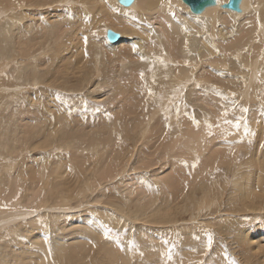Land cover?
Listing matches in <instances>:
<instances>
[{
  "label": "rangeland",
  "instance_id": "1",
  "mask_svg": "<svg viewBox=\"0 0 264 264\" xmlns=\"http://www.w3.org/2000/svg\"><path fill=\"white\" fill-rule=\"evenodd\" d=\"M168 1H162L163 6L159 10L145 12L136 9L132 12L134 16H125V24L117 29L126 34V43L113 50L108 49L105 43L101 45L98 38L92 36L95 27L92 8L79 13L74 11L76 4H93L97 6L94 13L98 17L104 2L72 0V7L68 11L74 13L75 18L69 19L62 7L67 0H0V4L7 7V12L0 14V256L9 246H16L18 260L26 264V259H22L20 253L29 239L28 235L31 236V227L37 228L36 233H40V238H37L39 243L42 241L41 233L46 231L53 245L72 250L89 245L93 237H102L95 222L103 218L113 222L116 220L113 217L124 221L117 227L110 225L121 232L127 229V235L122 239L126 241L135 236L139 243V237L147 242L149 234L158 232L145 217L154 207L172 202L168 194L169 199L166 200L168 182H164V176H175L179 183L187 186L191 181L189 176L193 175V171L198 172L205 155L209 153L211 143L222 142L221 129L214 127L213 135L207 136L203 124L207 115L209 122L215 125L220 104L226 103L215 95L205 94L212 87L225 94L236 93L238 104L252 109L248 121L253 135L244 137L243 126L233 130L235 134L229 136L228 141L233 142L234 155H229L224 143L226 148L222 146V154L231 162L235 158L234 163H237L255 148L258 153H264V137L261 140L255 137L260 123H264V116L256 111L259 103L256 92L262 89V85L256 83L255 79V73L260 71V78L264 80V36H261L257 25V16L260 25L264 24V10L257 11L250 7L238 18L226 15L221 17L222 21L202 18L198 24L179 18L178 15L182 14L176 8L170 9ZM85 15L89 18L87 22L84 21ZM184 26L190 30L189 34L182 31ZM85 36L88 37L87 59L84 57ZM185 40L188 41L187 52ZM91 43L98 44L90 49ZM132 44L138 46L136 52L132 51ZM141 56L145 58L143 61ZM153 56H163L167 67L159 63L153 66ZM185 60L190 67L185 66ZM253 64H256L257 71L251 70ZM149 67L154 68L155 83ZM141 71L148 87L157 96L163 95V100L148 98L147 91L141 88ZM245 82L251 91L245 90ZM181 83L186 85L184 102L188 107L180 114L179 121L177 118L168 120L171 127L166 129V122L158 118L160 110L172 95V89ZM195 84H200L201 88L197 89ZM145 99H148L147 111H144ZM185 111L201 122L200 129L193 126ZM154 113L152 124H149L148 120ZM239 115L241 113L237 109L230 113L229 118ZM148 126H152V129ZM58 127L59 131L53 135ZM142 130L145 134L140 137ZM187 137L192 140L189 151L198 152L195 156L186 153L184 156L181 150L183 146L180 143L184 139L189 141ZM242 138V143H234ZM256 139L260 141L258 146ZM44 141L46 147L41 148ZM172 142L174 145H170ZM93 145L104 147L100 153L101 165L110 161L112 153L113 158L117 155L116 159L119 160L116 161L122 163L118 162V168L115 167L119 169L115 172L116 176L107 180H93L94 157L86 155L88 158L85 161V153H76ZM215 154L217 152L213 156ZM57 155H60V160L78 158L86 164L82 163L80 171L83 172L79 177L70 174L72 177L58 182L49 178L47 188L57 190L46 195L44 186L36 179H40L41 171L45 169L46 173L53 171L50 167L57 163L50 165L48 160H52V157L57 160ZM197 158L199 163L194 169L185 167L189 162L191 166ZM216 169L217 166L211 171L213 174L209 173L203 179L207 185L203 186L204 189L209 188V184L213 186L221 175L230 181L231 175L225 171L226 166H219V171ZM118 175L120 179H116ZM17 181L20 182L17 191L20 193L19 199H16L17 193L12 195L7 192V187ZM31 193H38V197L28 203ZM195 194L197 199L201 197L199 191ZM42 198L45 200L38 201ZM4 205L9 207L4 208ZM21 209H35V214ZM226 210L224 205L217 212L202 210L201 216L191 211L182 212L173 224L156 226L158 241H171L174 229L176 234L182 229L204 230L209 223L224 219L221 217ZM242 214H238L237 218ZM23 216V220L17 221V217ZM258 219H255L256 224L264 218ZM229 254L238 264H245V257L241 258L237 251Z\"/></svg>",
  "mask_w": 264,
  "mask_h": 264
},
{
  "label": "bare ground",
  "instance_id": "2",
  "mask_svg": "<svg viewBox=\"0 0 264 264\" xmlns=\"http://www.w3.org/2000/svg\"><path fill=\"white\" fill-rule=\"evenodd\" d=\"M121 1L123 0H107V3H105V0H95L96 3H103V2L105 3L104 6H102L101 13L98 17L94 13L95 8L97 7L96 5L85 4L84 7H80V4H76V7H74V11L76 13H79L82 10H86L89 7L92 8V12H93L92 23L95 26L94 32L97 34L98 43H100L101 45L105 43V29L107 31H111L115 33L119 37V40L114 43H110V42L105 43L108 49L114 50L115 48L119 47L120 44L123 45L124 43H126V40L124 39V36H126V34L124 32H120L117 29V28L122 27V25L125 24V15H124L125 12L132 13L136 9L143 10L145 12H153L155 10L161 9L162 1H165V0H134V2L130 6L129 5L124 6L121 3ZM238 1H239V5H238L239 12H234L226 8L225 6L229 3L227 2V0H221L220 5L214 4L213 6L207 7L201 14H196V13L191 12L189 7L185 5L184 3H182L181 0H169L168 5L170 2L173 8H176L177 11L182 14V15L179 14L178 17L184 19L187 22L189 21L197 22V20H201L202 18H208L209 20L222 21L221 17H223L224 15L228 17H232V18H238L241 15H243L246 12V10H248L250 7L254 9L256 8L257 11L264 10V0H238ZM110 8H116L118 10L116 12H113L110 10ZM6 12H7L6 5L0 4V14L6 13ZM176 22L177 24H180L178 21ZM262 26H264V24ZM259 30H260V33L262 34L261 36H264V27H259ZM98 43H91L89 45V48L91 49L93 46L97 45ZM105 50L109 52V50L107 49ZM252 69L253 70L255 69V71H257L256 64L252 65L251 70ZM167 105H168V101H166L165 103V106ZM183 111H184V108L181 107L180 114ZM63 115L64 114H62V117ZM154 117H155V113L151 114L150 121L148 120L149 124L150 123L152 124ZM158 118L165 122L162 110H160V115ZM176 118L177 117H176L175 110H172L170 113L169 120L173 121ZM55 129H56V125H55ZM149 129H152V126H150ZM58 131H59V127L57 128V130L53 131L54 132L53 135H55ZM121 133L122 132H120V136L122 137ZM123 134L125 135V132ZM144 134H145V131L142 130L139 135L140 137H142L144 136ZM203 136L204 135H202V137ZM191 137L193 138V140L196 139L195 136H191ZM255 137L259 140H261L264 137V123L263 122L260 123L258 132L256 133ZM257 139H256V142H257L256 146H258V144L260 143V141H258ZM171 141H173V139H171ZM191 141H190V138H189V141L185 139L183 142L179 141V142H182L180 144L181 146H183L181 150L183 151L184 156H186L185 153L192 154L193 156H195L196 153H198L196 152V150L194 152H191V150L189 151V149L191 148V145H190ZM173 143L174 142H172L170 145H174ZM222 146L224 147L223 142L215 141V143H211L209 150H208L209 153L205 155L206 158L203 161L202 165L199 167L198 172L195 173V171L192 170L193 175L189 176L191 181L190 182L188 181L189 182V184L187 185L188 191H185L184 189L186 185L185 184L182 185V183H179L178 182L179 180H176L174 178L175 176L174 177L172 176L170 178L167 177L168 175L164 176V179H165L164 182H168L167 189L165 191L166 200H168L170 197L172 198L171 200L172 202L170 203L165 202L161 206L154 207L151 210V212L145 217V219L147 220L148 223L153 225L154 230L159 233V231H157L156 229V226H158L159 224H173L175 218L178 215H181L182 212L191 211V213L195 212L196 213L195 215H200L202 210L204 211L205 210L207 211L215 210L216 211L217 209H220V207L222 208V206L226 205L227 210L224 212L225 214L223 213L224 215L222 217L220 216L221 218H224V219L222 220L217 219L214 223L213 222L209 224L207 223L208 227L205 228L214 234L213 253L215 252L218 255L216 264H224L223 262H225V261L222 262L223 256L219 255V253L221 252V249L219 248L220 243H223L227 246L229 253H233L237 251L238 253H240L241 258L245 257V260L243 261L245 262V264H264V219L262 220L261 223L259 222L258 224L255 223L256 218L257 220H259L258 217L264 218L263 216L264 215V153L263 154L258 153V149L255 148L252 152L248 153L247 157L246 156L243 157L244 160L242 159L239 163H234V161L236 160L235 158L231 162L227 157H225L224 154H222L223 152ZM45 147H46V142L44 141V146H41V148H45ZM100 147L101 146L93 145L85 149H80L76 151V153L81 154V155L85 153L84 155L85 161H87L86 158L91 157V156L92 158L93 157L95 158V159L93 158V162H94L93 165L95 166V169L94 171H92L91 175H92L93 180L95 179L96 181H97V178H99L100 180H107V179L112 178V176H116L117 174L115 172L116 170H119V169H115V167L118 168V162H120V161H116V160H119V159H116L117 155L115 156V158H113L112 156L113 153H112L110 155L111 157L109 158L110 161L106 162V164L101 165L100 164V161H101L100 153L103 151L104 147L102 148ZM214 148H217V149L212 150ZM225 148L226 147H224L223 149ZM177 150H179V152L181 153L179 147ZM215 152H217V154L213 156ZM173 153L175 152H172V154ZM114 154H115V151H114ZM86 155H89V156L87 157ZM55 157L58 159L53 160V157H52V160L51 159L48 160L50 165L53 163L55 165V163H57L53 167L48 166L50 168H53V171H51L50 173H46L47 169H45L41 171L42 175L40 179H36V181L39 180L42 187L44 186L43 188L45 190L43 192H45L46 195H51L57 190L55 189L54 191L52 187L47 188V186L49 185L47 183V180L49 178H52L51 180L58 182L57 180H62L63 178L72 177L70 174L72 175L76 174L77 177H79L81 176L80 174L83 172V171H80L82 168V163L83 165L86 164L83 160L78 159V158L77 159L67 158L66 160H60L61 159L60 155H57ZM97 159H100V160H97ZM46 163L49 165L48 162ZM223 165L226 166L225 171L228 172L229 175H231L232 180L229 178L231 183L230 181H228L227 178H224L222 175L219 177L216 176L217 178L213 186H210L209 184V188L206 187L204 189L203 186H207V185L205 183V180L203 179L207 178L208 174L211 173L212 170L214 171L215 166L219 168V166H223ZM187 167L190 168V170L192 169L190 166V162ZM69 168H71V171H69ZM226 172H225V175H227ZM30 174L33 175L32 172H30ZM18 176L20 177V175ZM19 183L20 182L17 181L16 183L10 184L7 187V192L12 195L17 193L19 189V185H18ZM257 189H259V191H257ZM198 191L201 194V197L199 199H197V197L195 196L196 195L195 193ZM167 194L169 197L167 196ZM37 197H38V193H31V197L28 200L29 201L28 203H31L30 201L35 200ZM43 200L45 199L42 198V199H39L38 201H43ZM47 200H50V198H47ZM54 200L56 201V199ZM62 202H66V201L63 200ZM210 213L212 214V212ZM241 213L243 214L240 215L239 218H237L238 214H241ZM231 215H233L232 217H234V219L232 217L230 218ZM1 218H3V216ZM24 218L25 217L23 216L22 220ZM235 218L237 220H235ZM103 219H98L97 221H102L104 223H108L109 225H114L115 227H117L119 224L118 220H113L112 222V221L106 220L105 218ZM18 220L19 219H17V221ZM245 220L247 221V223H244ZM198 221H201V220H198ZM204 224L205 223L203 222V225ZM179 227L181 228V226ZM178 230L179 229L177 228V231ZM29 231L31 232V236L28 235L29 239L27 243L24 245L20 253V257L22 259H26L27 261L26 264H45L44 258H45L47 249L49 247H51L53 255H52V258L47 261V264H52L53 260L55 261V264H130V258L128 257V255L126 253L120 252L115 247L114 244H109L108 242H106V240H104L103 237L96 236L92 238V243L97 245L96 249H93L91 244L88 243L89 245L80 246L72 250L62 245H56V244L53 245V240H50V236L49 234H46V231L41 233L42 241L39 243L37 238H40L38 237L40 233H36L37 228L31 227ZM163 232H164V229H163ZM179 232H180L179 234H176L175 229H174L173 234L171 236V241L177 240L179 238L178 242L180 244V248L178 249V251L180 252V255H182L185 258V261H187L189 257L198 259L199 256L197 254L191 253L187 251V249L189 246L199 247L198 243L192 240L191 237L193 234L202 236L203 230L200 229L199 231H194V230H187V229L183 230L182 229V231H179ZM158 233L149 234L150 239H148L147 242H144V240H141L140 237L138 238L142 246L146 244H152V245H155V247L158 249V251L155 253L146 251V254L144 256L145 264H158L159 250H163L162 246L158 243V236H159ZM45 237L48 239V244L44 243ZM232 245H235V246L233 247ZM17 246L20 247L21 245L17 244ZM239 248H240V251H238ZM17 253L18 251H17L16 246H9L8 250L4 251L1 254L0 261H4L6 262V264H22L17 258V255H18ZM135 259H136V264H140V258L136 257Z\"/></svg>",
  "mask_w": 264,
  "mask_h": 264
},
{
  "label": "snow or ice",
  "instance_id": "3",
  "mask_svg": "<svg viewBox=\"0 0 264 264\" xmlns=\"http://www.w3.org/2000/svg\"><path fill=\"white\" fill-rule=\"evenodd\" d=\"M133 2H134V0H123V3L125 5H129V6ZM227 2L230 3L231 0H227ZM105 3H107V0H105ZM208 3L220 5L221 0H208ZM168 6L170 9L173 7L170 2H169ZM62 7L65 8V15L69 19L75 18L74 13H71L68 11V9H70L72 7V0H67V2L64 5H62ZM80 7H84V5H80ZM110 10L113 12H116L118 9L110 8ZM124 15L125 16H134V14L128 13V12H125ZM88 19L89 18L87 17V15H85L84 21L87 22ZM197 23L198 24L200 23L199 20H197ZM257 25H258V28L264 27V26L260 25V21H259L258 16H257ZM182 31L185 34L190 33V30L188 29L187 26H184L182 28ZM112 35H114V34H112ZM92 36L97 37V34L95 32H93ZM108 39H109V34H108V31L105 29V43L108 42ZM205 39H207V36H205ZM83 42L85 45L84 57H85V59H87V57H88V52H87L88 37L87 36L83 37ZM131 47H132L133 52L137 51L138 46L136 44H132ZM212 47L218 53V50L215 49L214 46H212ZM184 48H185V51L187 52L188 51V41L187 40L184 41ZM161 51L163 52L162 48H161ZM188 54L191 55V53H188ZM140 59L143 61L145 58L143 56H141ZM151 63L153 66L156 63H159L160 65L167 67V64L165 63L163 56H160V57L153 56ZM184 64L186 67L191 66V65H189V62L187 60L184 61ZM148 71L150 73H153L152 81H153V83H155L156 78H155V74H154V68L149 67ZM211 71L215 72L214 69H212ZM217 74H219V73H217ZM139 75H140V80L142 82L141 88L143 90L147 91L148 98L163 100L164 99L163 95L157 96V94L155 92H153L150 87H148L147 83L145 82L144 72L141 71ZM260 77H261V72L258 71L256 73V83L261 84L262 89H258L256 92V98L259 102L256 111L261 116H264V80H261ZM165 79H167V77H165ZM237 79H243V78L238 77ZM193 81H194V77H193ZM195 87L197 89H200L201 85L195 84ZM185 89H186V85L184 83H181V84L177 85L175 88H173L172 89V95L168 97V106H165L162 108L163 117H164V120L166 122L165 123L166 129L171 127L167 123V121L170 119L171 111L173 109L175 110L177 120L179 121L181 107L183 106L184 109H187V107H188L187 104L184 102ZM245 89L248 91H251V89H248L247 82H245ZM205 94L206 95L207 94L215 95L216 97L220 98V100L226 102V103L220 104L221 110L219 112V115H218V118H217L215 125L210 123L209 122L210 118L207 115H205L203 124H204V128L206 131V135L207 136L213 135V128L214 127L221 129V140L227 146V148L229 150V155H234L233 142H229L228 137L234 134L233 130H239L241 128V126H243V136L244 137H249V136L253 135V133L250 130L249 121H248V114L250 111H252V109L250 107H245V106L239 105L237 100H236L237 94L234 92H229L228 94H225L222 91L216 89L215 87H212ZM141 95H143V91H141ZM242 98L243 97L241 96V99ZM144 103H145L144 111H147L148 99H145ZM237 109L239 110L241 115L235 116L233 119H230L229 118L230 113L235 112ZM184 114L188 117L189 120H191V122L195 128L198 129L200 127L201 122L196 119L195 115L189 114L187 111H185ZM109 119H110V117H109ZM242 142H243V138L241 140L235 141L234 143H242ZM119 143H120V139L118 137L117 138V144L119 145ZM238 162L239 161L237 160V163ZM9 163H11V161H9ZM198 163H199V158H197L195 160V162L191 165V167L194 169ZM187 166L188 165L185 164V167H187ZM69 171H71V168H69ZM216 171H219V168H217ZM116 179H120L119 175L116 177ZM185 191H187V186H185ZM257 191H259V189H257ZM19 195H20V193L17 192L16 199H19ZM3 207L7 208V207H9V205H4ZM20 211H25V212L30 211L33 215L35 214V209H21ZM109 215H111V214H109ZM17 219H22V218L17 217ZM113 219L118 220V222L120 224L124 223L122 218L113 217ZM95 223H96L97 231L102 235L104 240L112 242L120 252L126 253L128 255V257L130 258V264H136V259H135L136 257L140 258V264H145L144 256L146 254V251L152 252V253H155L158 251V249L155 247V245H152V244H146V245L142 246L135 239V236H133V238L128 239L126 241L124 239H122V236L127 235V229H125L123 232H121L119 230L113 229L108 223H104L102 221H97ZM191 238H192V240H194L198 243L199 247L189 246L187 251L197 254L199 256L198 259L189 257L187 259V261H185V258L182 255H180V252L178 251V249L180 248V244L178 242L179 238L177 240H172V241H170L168 239H161L158 241V243L162 246L163 250H159L158 264H216L217 255L213 253L214 234L211 231L205 229V230H203L202 236L193 234ZM21 239H22V237H21ZM44 243L48 244V239L46 237L44 238ZM89 243L91 244L93 249H96V247H97L96 244L92 243V241H89ZM219 248L221 249V252L219 253V255L223 256V260L226 262V264H238V261L229 254L228 248L225 244L220 243ZM52 255H53L52 249H51V247H49L47 249V252H46V255L44 258L45 264H47V261L52 258ZM89 259H91V258H89ZM0 264H6V262L0 261ZM52 264H55L54 260L52 261Z\"/></svg>",
  "mask_w": 264,
  "mask_h": 264
},
{
  "label": "water",
  "instance_id": "4",
  "mask_svg": "<svg viewBox=\"0 0 264 264\" xmlns=\"http://www.w3.org/2000/svg\"><path fill=\"white\" fill-rule=\"evenodd\" d=\"M181 1L182 3H184L185 5L189 7L191 12L196 13V14H201L207 7L214 5V4H209L208 0H181ZM121 3L125 6L123 1H121ZM238 5H239L238 0H231V2L228 3L225 7L234 12H239ZM108 34H109L108 42L114 43L119 40V37L115 33L108 31Z\"/></svg>",
  "mask_w": 264,
  "mask_h": 264
}]
</instances>
